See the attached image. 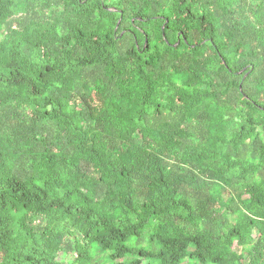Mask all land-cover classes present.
I'll use <instances>...</instances> for the list:
<instances>
[{"label":"trees","instance_id":"trees-1","mask_svg":"<svg viewBox=\"0 0 264 264\" xmlns=\"http://www.w3.org/2000/svg\"><path fill=\"white\" fill-rule=\"evenodd\" d=\"M0 264H264V0H0Z\"/></svg>","mask_w":264,"mask_h":264}]
</instances>
